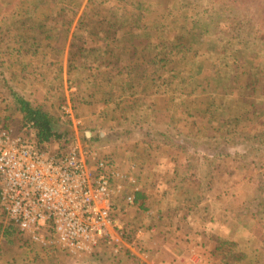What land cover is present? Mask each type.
I'll use <instances>...</instances> for the list:
<instances>
[{"label":"rangeland","instance_id":"obj_1","mask_svg":"<svg viewBox=\"0 0 264 264\" xmlns=\"http://www.w3.org/2000/svg\"><path fill=\"white\" fill-rule=\"evenodd\" d=\"M101 1L73 2L78 16L64 53H59L58 28H53L68 29L60 7L69 0H0V67L24 93L47 99L49 111L61 119L57 127L69 128L61 115L63 108L72 107L84 131H108L134 122L144 130L151 126V133L210 131L223 142L236 133L264 137V0H110L108 8L99 6ZM183 1L189 3L186 10ZM48 2L54 6L42 7ZM33 5L42 9L33 11ZM193 8L198 11L191 13ZM23 9L32 19L20 15ZM197 13L202 17L199 24L184 18ZM119 20L129 28L117 24ZM131 36L139 41L136 50ZM74 37L78 69L69 75ZM222 39L226 42L218 51ZM177 47H199V53L183 59L182 53L172 54ZM24 64L29 75L23 76ZM130 65L138 75L158 73V81L146 83L134 76L130 82ZM172 105L173 114L166 116ZM107 113H112L108 122ZM14 115L12 104L0 107V122ZM153 136L137 129L134 134L129 131L126 142L88 146L117 165L136 166L153 208L150 214L131 209L124 215V233L134 235L140 256L95 264H148L151 254L156 255L155 264H264V169L257 172L256 165L218 159L223 143L215 142L214 150L210 145L196 150L193 144L185 149L176 146L178 141L173 145ZM198 152L216 161L192 162L190 156ZM148 228H155L158 240L145 236ZM138 232L142 235L136 239ZM221 240L237 244L243 259L225 246L220 249ZM2 242L0 264H25L28 247L22 251ZM144 246L145 254L140 251ZM31 249L34 259L42 251L35 245ZM49 257L42 253L37 264ZM64 263L71 264L66 259Z\"/></svg>","mask_w":264,"mask_h":264},{"label":"built area","instance_id":"obj_2","mask_svg":"<svg viewBox=\"0 0 264 264\" xmlns=\"http://www.w3.org/2000/svg\"><path fill=\"white\" fill-rule=\"evenodd\" d=\"M65 114L78 131L72 108ZM134 169L110 167L80 144L59 158L36 153L10 125L0 126V201L8 218L31 241L69 259L92 254L104 241L117 242V253L126 246L140 256L134 235L125 237L117 218L141 210L136 196L146 191ZM140 251L145 254L146 247Z\"/></svg>","mask_w":264,"mask_h":264},{"label":"trees","instance_id":"obj_3","mask_svg":"<svg viewBox=\"0 0 264 264\" xmlns=\"http://www.w3.org/2000/svg\"><path fill=\"white\" fill-rule=\"evenodd\" d=\"M69 1H70L69 3L66 2V4H63L60 7V11H63L65 14L64 20H68V22L66 21L65 23L68 29H66L65 31H62V29L59 27L53 28V29L58 28L55 30L59 33L58 34L59 36L57 38V44L59 46V53H64V50L67 46L69 34L72 30V24H74L78 16V12H77L78 8L75 9L73 5L74 4L73 2L76 0H69ZM185 2L186 1H183L182 5H184ZM51 4L52 6H54L53 2H48V4L42 7H47ZM109 4H110V0L108 1L102 0L101 2H99V6L106 5V8L109 7ZM77 5L78 6L81 5V3L79 4L77 2ZM188 5L189 3L186 2V4L184 5L185 10ZM190 6H192V4H190ZM196 6H199V5L197 4ZM32 7H33V11H36V12L42 9V7L34 8V5ZM88 8H90V6ZM26 10L27 9H23L20 12V15L23 13L24 16L27 17L28 19L29 15ZM91 10L94 11L95 7H92ZM88 11L89 10L86 9V13ZM197 11H198V8H193L191 10V13L197 12ZM87 16L90 17V15H87ZM82 17H80V19ZM184 18L191 19L192 22L195 24H199L200 21L202 20V17L199 15V13L195 15H186V17ZM29 19H32V18H29ZM43 19L46 20L45 22L48 21V16L46 13L45 15H43ZM119 22L122 24L123 28H129V26L126 25L122 20L117 21V24H119ZM131 35H134V33H132ZM130 40H131V48L135 50L138 49L139 41L135 40V37H132ZM224 42H226V39H222V41H220L218 51H221L224 48V45H225ZM70 46L72 47L73 52H71V56L68 60V61H71L68 65L69 75L72 74V71L74 69H78L74 61V57H75L74 49L77 47L75 37L74 39H72ZM25 51L30 52V49H25ZM247 51L249 52L248 48H247ZM176 52L182 53L181 58L183 59L193 58V54L199 53V47L198 48L189 47L187 49L185 48L180 49V47H177L176 50H173L172 54L175 55ZM132 58L139 59V56L138 54H133ZM28 64L33 66L31 63H28ZM131 67L132 65L129 66L128 69H129L130 74L127 75L128 78H130L128 79L130 80V82H133L134 76H138V78L139 77L143 78L146 83L152 81L151 83L156 84V82L158 81L156 79V77L158 76V73L152 74V73H148V71L146 72L140 71L141 73L138 75L139 71L138 72L136 71L135 73L134 69H132ZM61 70L62 69H60V71ZM22 72L23 73L25 72L23 76L29 75L28 73H26L28 72V67L25 64L23 65ZM135 86L137 85L135 84ZM0 96H1L0 107H2V105L6 103H10L13 105L14 112H15L14 117L13 116L5 117L4 119L5 123L9 122L14 127L17 135L21 136L25 140L26 145L29 148L33 149L35 152L37 153L49 152L52 155L56 154L57 156H62L66 150V144L75 140L74 131L71 125H69V128L68 127H64V128L57 127L59 123H62L61 119H59V117L56 114H54L52 111H49V108H48L49 105H48V101L46 98L44 99L41 98L43 100L42 101L40 98L39 99L33 98V92H30L29 95L24 93L17 85L10 82L6 78L5 72L3 71L1 67H0ZM63 99L64 98H62V100L60 101V106L62 105L64 101ZM173 107L174 105L170 107V110L168 111V114L166 116L169 115ZM171 113L173 114V112ZM105 118L107 122L110 121L112 118V113H107ZM0 119H2L1 116H0ZM187 121L190 122L188 118H187ZM158 123L159 122L156 121L154 123L155 126ZM167 124H172V123L168 121ZM188 124L189 123H187L186 125ZM150 127L151 126H149L147 130H144L145 128L141 127L139 123H136L135 125L134 122L126 126L124 125V127L118 126L116 129L115 127H110L108 131L101 130V129L98 130L95 127H91V128L89 127V130L86 131L82 135V140L86 146H92L90 144H93V143H97V144L102 143V142L111 143L112 142L111 140H115L113 142H126L127 136L129 135V131L131 132V134H134L135 131L138 129L140 133L143 135L154 134V136L152 137L153 139L165 140L170 143L173 142L174 143L173 145H175V142L178 141L176 144L178 148L187 149L188 145L193 144L195 149L198 150V148L202 145H210V147H212V145L215 142H217L218 144L223 143V144H220L223 146H220L218 148L219 150V152L217 153L218 159H220L223 156V158L232 159L235 162L244 164V166L247 165L249 168H251L253 165H256L257 170H258L257 172H260L261 170L264 169V137L262 138L256 137L255 135H252L251 133H248V132L244 134L236 133L233 135V137L225 138L223 142L221 141L220 137L212 135L210 131L203 133L201 131L191 130V131L198 132L199 135H196V134L191 135V132L189 133L180 132L179 133L172 129L169 131L166 130L168 132L160 131L157 133H151V131L154 128H150ZM89 131L91 135H89ZM193 136H194V139L191 138ZM56 143H58V146H59L57 149H56ZM179 144H185V145L179 146ZM211 149L214 150L216 149V147H212ZM221 149H227V151H224ZM191 157H192V162L197 161V163L199 164H201L202 161H206V163L208 164L214 163L216 161L214 159L209 158L207 154L202 153V152H198L194 156L191 155L190 158ZM211 172L212 171L207 173V176L204 179V183H206L208 178L212 176L210 175ZM138 180H139V177H138ZM202 188L205 189L204 184L202 185ZM259 194L261 193L259 192ZM257 197H259V195ZM136 198H137V202L139 203V208L141 209V211L148 212L150 210L149 202H150L151 197L147 195V193L145 192H139ZM2 241L8 242V245H16L18 249H21L22 251L24 250V248L28 247L30 249V254L26 255L25 264H37L36 258H39L41 254L44 252V251L37 252V255L34 256L35 259L30 256L33 251L31 247L32 246L34 247V244L24 234L17 231V229L11 223V221L7 219L5 211L3 210L0 204V244H3ZM220 244H221L219 246L220 249L223 246H225L228 248L227 250H230L228 251L229 253L237 254L239 259H243L241 254L236 252V250H238L239 248L237 244L228 242L226 240H221ZM121 253H123V255L122 254L121 256L117 255L116 257L114 256V254L107 252L106 249H103L102 251L91 254L90 256H83L82 263H79L78 261V264H95L96 262L106 260V258H114V259H117L119 262L121 261L123 262L124 258L122 257L124 255L133 256V254L130 252V249L126 246L122 247ZM49 256L50 257L48 258V260L44 262L45 264H65L64 263L65 254L55 252V253H50ZM141 264H146V263L141 262Z\"/></svg>","mask_w":264,"mask_h":264},{"label":"bare ground","instance_id":"obj_4","mask_svg":"<svg viewBox=\"0 0 264 264\" xmlns=\"http://www.w3.org/2000/svg\"><path fill=\"white\" fill-rule=\"evenodd\" d=\"M66 108H68V107H66ZM72 108V107H71ZM98 109L99 110H101L102 109V106L101 105H98ZM72 110L74 111V109L72 108ZM74 116H75V118H76V115H75V111H74ZM61 117H63V119H64V123H66V124H68V125H71L72 126V128H73V131H74V136H75V140L74 141H72V142H69V143H67L66 144V150H65V152L63 153V155H65L66 153H68L69 152V150H70V147H72V146H75V145H77V144H80L81 145V148H82V150H84V151H91V152H95V153H99L98 151H95V149H92L91 147H88V146H86L85 144H84V142H83V140H82V135L86 132V131H88L89 129H87L86 131H84V128H83V126L81 125V121H80V124H79V126H78V128H79V130L77 131L76 130V125H75V123H74V120L71 118H69V116L68 115H66L65 114V108H63L62 109V115H61ZM77 119V118H76ZM78 120V119H77ZM1 124H0V126H2V125H10L13 129H14V127L8 122V123H5V121L4 122H0ZM14 133H15V136L16 137H19V138H21L24 142H25V140L21 137V136H19V135H17V133L15 132V129H14ZM89 135H91V133H90V131H89ZM26 143V142H25ZM28 147V146H27ZM59 146H58V143H56V149L58 148ZM29 148V147H28ZM31 149V148H30ZM33 150V149H32ZM34 151V150H33ZM35 152V151H34ZM37 153V152H36ZM41 153H44V154H48L50 157H56V158H59V157H62V156H57L56 154L55 155H52V154H50L49 152H41ZM100 155H101V157H102V161H104L108 166H110V167H118V168H126V167H124L123 165H117V164H115L112 160H108L107 159V157L106 156H104V155H102L101 153H99ZM146 193H147V195H149L150 197H151V199L150 200H152V195L150 194V193H148L147 191H146ZM123 197H124V194H121V201L123 200ZM0 204H1V201H0ZM149 205H150V203H149ZM1 206H2V204H1ZM2 208H3V210L5 211V209H4V207L2 206ZM153 212V208H151V205H150V210L148 211V212H145V214H150V213H152ZM156 212H157V214H158V217L157 218H159V219H162L163 217H162V213H160L159 212V210L157 211L156 210ZM5 214H6V211H5ZM126 213H123V214H121V215H119V216H117V218L123 223V220H124V215H125ZM6 217H7V219L8 220H10L9 218H8V216H7V214H6ZM11 221V220H10ZM11 223H12V221H11ZM13 224V223H12ZM14 225V224H13ZM15 226V225H14ZM15 228L17 229V231H19L18 230V228L15 226ZM155 228H151V229H149L148 228V233H146L145 234V236H147L149 239H153L154 241H156V240H158V237L155 235ZM20 233H22L21 231H19ZM22 234H24V233H22ZM25 235V234H24ZM123 235L126 237V235H125V233H123ZM26 236V235H25ZM27 237V236H26ZM28 238V237H27ZM29 239V238H28ZM30 240V239H29ZM31 241V240H30ZM35 246H37V247H39L42 251H44L43 253H47L48 255L50 254V253H55V252H49V251H47V250H45L43 247H41L40 245H38V244H36V243H34L33 241H31ZM103 249H106L107 250V252H110V253H112V254H114V256H116L117 257V255L118 256H121V254L123 255V253H117V242H115V243H109V242H107V241H104L102 244H101V246H99L97 249H95L94 250V252H92V254H94V253H96V252H99V251H102ZM62 254H64V253H62ZM91 254H88V255H84V256H90ZM83 257V256H82ZM82 257L81 258H78V259H76V260H73V259H69L68 257H67V255H65V257H64V261H65V259L69 262V263H71V264H78V261H79V263H82ZM107 259V258H106ZM114 259V258H113ZM156 259V255L155 254H151V256H150V259L149 260H152L151 262H148V264H155L154 262L156 261L155 260ZM105 261V260H104ZM114 261H116L117 262V259H114ZM100 263H102L103 261H99ZM66 264V263H65Z\"/></svg>","mask_w":264,"mask_h":264},{"label":"crops","instance_id":"obj_5","mask_svg":"<svg viewBox=\"0 0 264 264\" xmlns=\"http://www.w3.org/2000/svg\"><path fill=\"white\" fill-rule=\"evenodd\" d=\"M143 212V211H142ZM145 213V212H144Z\"/></svg>","mask_w":264,"mask_h":264}]
</instances>
